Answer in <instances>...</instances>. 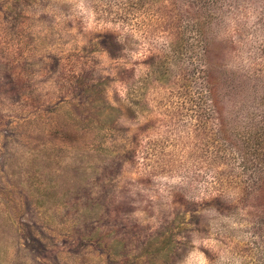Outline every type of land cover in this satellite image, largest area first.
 <instances>
[{
  "label": "rangeland",
  "instance_id": "1",
  "mask_svg": "<svg viewBox=\"0 0 264 264\" xmlns=\"http://www.w3.org/2000/svg\"><path fill=\"white\" fill-rule=\"evenodd\" d=\"M0 264H264V0H0Z\"/></svg>",
  "mask_w": 264,
  "mask_h": 264
}]
</instances>
